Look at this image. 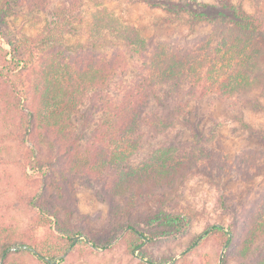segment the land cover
I'll use <instances>...</instances> for the list:
<instances>
[{
    "label": "trees",
    "instance_id": "16d2710c",
    "mask_svg": "<svg viewBox=\"0 0 264 264\" xmlns=\"http://www.w3.org/2000/svg\"><path fill=\"white\" fill-rule=\"evenodd\" d=\"M87 1L95 7L86 18ZM96 1L0 0V16L13 9L48 16L34 36L8 42L9 57H3L0 69V120L7 129L0 143L21 144L34 173H24L29 189L24 203L34 212L33 226L20 231L0 218V264H27V257L58 264L67 251L94 254V248H105L123 232L120 242L128 253L144 239L158 248L188 234L194 216L180 202L178 185L195 169L216 168L218 155L192 131L195 144L158 142L145 158L138 156L144 135L174 128L187 102L216 96L239 110L236 119L264 144V130L249 125L242 111L264 109V15L259 9L248 12L243 0H131L161 9L167 25L192 30L205 20L212 24L206 37L160 43ZM106 35L137 58L133 80L117 81L128 69L122 52L107 57L96 51ZM77 36L85 40L72 42ZM86 107L100 115L83 141L85 126H78L76 117ZM251 156L243 159L254 166ZM242 173L243 181H252ZM79 181L91 183L108 208L105 224L95 231L76 218L73 187ZM82 235L90 245L74 241ZM201 235L194 252L212 238L226 245L222 264L230 258L236 264H264V197L244 211L240 227L231 223L226 231L211 224L194 236L181 263L191 264L187 249ZM16 246L26 249L10 250ZM173 256L141 250L150 264H167Z\"/></svg>",
    "mask_w": 264,
    "mask_h": 264
},
{
    "label": "rangeland",
    "instance_id": "374dc122",
    "mask_svg": "<svg viewBox=\"0 0 264 264\" xmlns=\"http://www.w3.org/2000/svg\"><path fill=\"white\" fill-rule=\"evenodd\" d=\"M204 1L215 4L213 0ZM96 2L100 6L109 8L121 20L136 26L144 36L152 38L154 42L174 43L199 39L208 36L212 29L209 20L203 21L192 30L187 25H167L161 19L164 15L163 11L151 8L146 3L131 0H97ZM243 3L248 12L259 9L264 15V0H243ZM94 7V1L86 2L84 6L86 18ZM47 19L46 13H30L26 9H13L6 16H0V69L3 57H9L8 42L23 39L25 36H34L40 32ZM77 39L83 41L85 37H74L72 42ZM103 41L104 43L96 48L100 54L110 57L114 52L119 51L125 55L128 69L124 75L117 78V81L133 80L134 74L131 71L137 63L135 55L129 48L116 43L107 35L104 36ZM110 89L113 90L112 87ZM114 90H117V87H114ZM260 100L264 106V94ZM149 109L153 110L154 105L149 106ZM90 110L88 107L82 108L76 117L77 125L85 126L81 131L83 141L90 136L93 125L100 115L95 110ZM185 111L175 122L174 128L165 134L144 135V144L138 156L145 158L158 142L195 144L192 131L197 135L200 144L201 141H205L206 150L218 155L219 164L216 168L195 169L178 185L180 202L188 207L194 216L189 233L173 241L164 242L158 248H153L144 239L136 251L128 253L125 245L120 242L125 233L123 232L105 248H94V254L79 257L67 251L68 254L65 257L61 256L58 264H150L146 259H142V249L152 251L154 255L174 254L172 261L167 264H183L180 259L187 252L185 247L190 244L194 236L200 235L209 225L219 224L226 231L231 223H236L238 227L242 225L244 211L252 209L253 204L264 197V144L249 135L236 119L239 110H232L228 103L219 100L216 96L187 102ZM242 111L244 120L249 125L264 130V109L260 112L249 109ZM6 130L0 120V134L6 133ZM251 155H254L253 159L256 160L254 166L243 159L246 156L252 158ZM243 171L252 176V181L246 182L241 179ZM25 172L34 174L27 166L25 157L22 156V145L10 141L0 143V218L20 231L33 226L30 219L34 215L32 209L24 203L29 192L24 183ZM94 190V186L86 181L76 182L73 187L77 200L76 218L86 230L93 231L102 227L108 218L107 205L96 198ZM220 198L223 206L219 205ZM42 232V229H36L38 236ZM78 237L83 239L82 237L86 236ZM202 237L203 235L187 249L192 251L188 255L192 260L191 264H222L226 245L221 246L212 238L204 247L193 251ZM26 260L27 264H37L29 257ZM227 264H236V261L230 258Z\"/></svg>",
    "mask_w": 264,
    "mask_h": 264
},
{
    "label": "water",
    "instance_id": "95a60500",
    "mask_svg": "<svg viewBox=\"0 0 264 264\" xmlns=\"http://www.w3.org/2000/svg\"><path fill=\"white\" fill-rule=\"evenodd\" d=\"M81 237H78V236H76V237H74L73 239H74V241H77L78 239H80ZM89 245H90V242H89V240L86 238V237H82ZM19 249H26V247L25 246H16V247H14V248H12V249H10V250H12V251H17V250H19ZM68 250H70V248L68 249ZM68 254V252H65V254H63L62 255V257H65L66 255Z\"/></svg>",
    "mask_w": 264,
    "mask_h": 264
}]
</instances>
